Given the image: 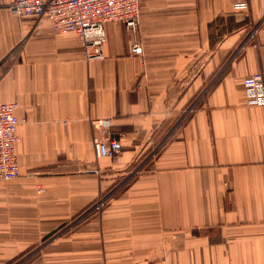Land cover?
Returning a JSON list of instances; mask_svg holds the SVG:
<instances>
[{
    "label": "crops",
    "instance_id": "0c3cea01",
    "mask_svg": "<svg viewBox=\"0 0 264 264\" xmlns=\"http://www.w3.org/2000/svg\"><path fill=\"white\" fill-rule=\"evenodd\" d=\"M13 1L0 102L18 105L21 177L0 181V264H264V106L242 85L264 71V0H142L143 56L113 22L90 61ZM95 136L118 158L97 159Z\"/></svg>",
    "mask_w": 264,
    "mask_h": 264
},
{
    "label": "built area",
    "instance_id": "2783aa9c",
    "mask_svg": "<svg viewBox=\"0 0 264 264\" xmlns=\"http://www.w3.org/2000/svg\"><path fill=\"white\" fill-rule=\"evenodd\" d=\"M142 0H14L9 11L20 18L51 20L53 30L58 35L75 33L83 47L87 60H103L107 40L106 25L120 22L133 34L131 48L133 56H143L144 49L138 39L141 23ZM234 11L247 13L249 3L240 0L234 3ZM246 102L250 105L264 106V71L245 77L242 81ZM16 103L0 102V181L10 182L21 177L18 162V144L21 124L16 115ZM191 108L189 112H192ZM95 130H103L110 125V119H93ZM93 147L97 159H117L121 153V143L114 137L93 138ZM107 204V199L99 198L82 218L100 213ZM134 264H168L161 259L136 261Z\"/></svg>",
    "mask_w": 264,
    "mask_h": 264
}]
</instances>
